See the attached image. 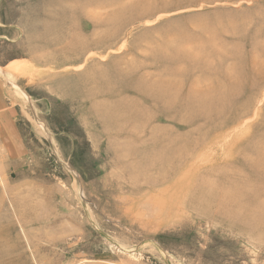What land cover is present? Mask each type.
<instances>
[{
	"label": "rangeland",
	"instance_id": "obj_1",
	"mask_svg": "<svg viewBox=\"0 0 264 264\" xmlns=\"http://www.w3.org/2000/svg\"><path fill=\"white\" fill-rule=\"evenodd\" d=\"M0 264H264V0H0Z\"/></svg>",
	"mask_w": 264,
	"mask_h": 264
},
{
	"label": "bare ground",
	"instance_id": "obj_2",
	"mask_svg": "<svg viewBox=\"0 0 264 264\" xmlns=\"http://www.w3.org/2000/svg\"><path fill=\"white\" fill-rule=\"evenodd\" d=\"M209 53H210V54H215L216 52H215V50L213 49V50H209ZM194 58H195V57H194ZM259 65H261V63H259ZM210 68H211V67H210ZM229 77H231V76L223 77V79H224V80H229V79H228ZM170 80H171V81H174L173 76H170ZM198 93H199V91L197 90V91L195 92V95H197ZM158 94H159L158 92H156V91H152L149 95H150V96H154V95H158ZM200 95H201V94H200ZM145 96H148V94H146ZM168 96L171 97V99L173 100V99L176 97V93H175V91L169 93ZM200 102H203V101H200ZM214 103H215V101H210L207 105H208V106L210 105L211 107H213V106H214ZM192 105H193L194 109H191V111L196 110V106L199 105V104H198V101H192ZM222 106H223V104H220V106H214V108H216V110H220ZM143 117H144V116H143Z\"/></svg>",
	"mask_w": 264,
	"mask_h": 264
}]
</instances>
